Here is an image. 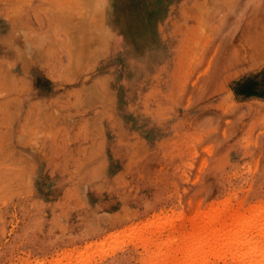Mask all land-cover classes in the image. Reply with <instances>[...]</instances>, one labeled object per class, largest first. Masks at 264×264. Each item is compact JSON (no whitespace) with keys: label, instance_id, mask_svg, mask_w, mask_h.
<instances>
[{"label":"rangeland","instance_id":"1","mask_svg":"<svg viewBox=\"0 0 264 264\" xmlns=\"http://www.w3.org/2000/svg\"><path fill=\"white\" fill-rule=\"evenodd\" d=\"M263 49L264 0H0V264H180L212 206L263 224Z\"/></svg>","mask_w":264,"mask_h":264},{"label":"bare ground","instance_id":"2","mask_svg":"<svg viewBox=\"0 0 264 264\" xmlns=\"http://www.w3.org/2000/svg\"><path fill=\"white\" fill-rule=\"evenodd\" d=\"M264 50V49H263ZM256 58V57H255ZM7 76V75H6ZM9 79V78H8ZM11 129V128H10ZM9 134V133H8ZM7 134V135H8ZM23 157V156H22ZM230 199H227L226 201L227 202H229L230 203V201H229ZM219 203H220V201H218ZM218 202H217V204H218ZM222 203H223V201H222ZM218 205H221V204H218ZM226 205V204H225ZM224 205V206H225ZM224 206H222V208H219L218 206H212L211 208H210V211L208 212V214H206V215H203V214H199L198 215V218H197V221H195V224H193V226H192V230L190 231V233L188 232L187 233V236H182L183 238L181 239V237H180V239H181V241H179V239H178V241L179 242H181V246L180 245H178V247H176L175 248V250H177V251H179V252H176V253H181V250L183 251V255L181 256L183 259H182V262H180L179 261V263L180 264H208V262H209V257L212 259V257H216L217 259L218 258H223V257H226L225 255L229 252L230 253V255H232L231 257H233V260L232 261H234V262H236L235 260H234V258L238 261H241V262H243L242 264H263L264 262V260L261 262V259H264V254L262 255V252L261 251H263V249L264 248H261L260 246H258L257 244H253L254 242H255V240H254V242H253V240H252V242H250V238H246V236H248V234H250L248 231L250 230H252V229H255L256 230V228L258 229V226H259V224H256V218L257 217H255V218H252V217H254V216H259L260 215V213H255L254 211V213H252L253 214V216H251L250 215V213H249V215H250V217L251 218H245V219H242V220H235L234 219V217L236 216H234V214H232L230 211H229V209L228 208H226V207H224ZM227 206V205H226ZM261 205H259V207H260ZM255 207H258V206H255ZM258 207V208H259ZM254 208V207H253ZM263 208V206L260 208V210ZM257 209V208H256ZM232 210H233V208H232ZM254 210H255V208H254ZM235 211V210H234ZM262 211V210H261ZM264 211V210H263ZM237 212V211H236ZM260 212V211H259ZM178 213V215H179V212H177ZM160 214V213H159ZM198 214V213H197ZM177 215V216H178ZM182 215V214H181ZM160 216V215H159ZM162 216V215H161ZM164 216V215H163ZM169 216V215H168ZM174 216V215H173ZM176 216V215H175ZM234 216V217H233ZM164 217H166V216H164ZM182 217H183V215H182ZM161 218L162 217H159V218H156V219H153V220H155L156 221V229H157V232H158V230H159V228L161 229V228H164V225L165 224H162V220H161ZM170 218V217H169ZM168 219V218H167ZM166 219V220H167ZM176 219H177V217H176ZM152 220V221H153ZM161 220V224L163 225V227H161L162 225L160 224V221ZM164 220L165 219H163V223H164ZM168 220H170V219H168ZM175 220V219H174ZM173 220V221H174ZM178 220H180L179 218H178ZM154 221V222H155ZM177 221V220H176ZM149 222H150V220H149ZM165 222H167V221H165ZM259 222V221H258ZM257 222V223H258ZM146 223L147 222H145V225H146ZM157 223H159L160 225H158ZM170 224L172 223V221L170 220V222H169ZM168 222L166 223V224H169ZM147 224H149V223H147ZM150 224L152 225V227H153V223H151L150 222ZM149 224V225H150ZM264 224V223H263ZM262 223H261V225H263ZM142 225V228H145V227H143V226H145L144 225V223H142L141 224ZM149 225H146V226H149ZM172 225V224H171ZM170 225V226H171ZM258 225V226H257ZM259 226L260 227V231L262 230V235H261V237L263 238V240H264V230H263V226ZM157 226H158V228H157ZM160 226V227H159ZM166 226V225H165ZM173 226V225H172ZM180 226V225H179ZM166 227H169V225L168 226H166ZM173 227H175V226H173ZM261 227H262V229H261ZM141 227H139L138 229H139V231H140V229H142ZM172 228V227H171ZM170 228V229H171ZM183 228V227H182ZM137 229V230H138ZM146 229V228H145ZM155 229V230H156ZM132 232H134L135 230L134 229H130ZM134 230V231H133ZM137 230L135 231V232H137ZM148 230V229H147ZM150 230V229H149ZM164 230V229H163ZM165 230H167V229H165ZM259 230V229H258ZM144 231V230H143ZM143 231H140V232H143ZM151 231H153V230H150L148 233L150 234V237H151V234H152V236H154L153 235V233H156L157 234V232H155V231H153L152 233H151ZM173 231V230H172ZM175 231V230H174ZM173 231V232H174ZM177 231V230H176ZM245 231H247V232H245ZM253 231V230H252ZM257 231V230H256ZM259 231V232H260ZM126 232V231H125ZM124 232V235L127 233L128 234V232H126L125 233ZM140 232H139V235H142L143 236V234H140ZM147 232V231H146ZM161 232H163V231H161ZM160 232V233H161ZM181 232V231H180ZM259 232L257 231V233L259 234ZM130 233V232H129ZM138 233V232H137ZM144 233V232H143ZM159 233V234H160ZM246 233H247V235H246ZM256 233V232H255ZM123 234V233H122ZM134 234V233H133ZM133 234L131 233V237L132 238H136V237H139L138 238V240L137 241H139V242H141L140 241V238H141V236H139V235H137L136 233H135V236L133 237ZM145 234V233H144ZM171 234V233H170ZM252 234V233H251ZM257 234V235H258ZM117 235V234H116ZM116 235L114 236L115 238H117L116 237ZM124 235H122L121 237H122V239H126V238H124V237H126V236H124ZM146 235H147V233H146ZM158 235V234H157ZM184 235V234H183ZM244 235H245V237H244ZM254 235H256V234H254ZM253 235V236H254ZM256 235V236H257ZM118 236V235H117ZM127 236H129V235H127ZM158 236H160V235H158ZM252 235H251V237H253ZM145 237V236H144ZM149 237V236H148ZM162 237V236H161ZM169 237V236H168ZM167 237V238H168ZM175 237V236H174ZM179 237H177V238H179ZM249 237V236H248ZM112 238V237H111ZM114 238V239H115ZM119 238V239H118ZM118 240L117 239H115V240H117L118 242H121L120 241V236H118ZM129 238V237H128ZM132 238H130L131 240H134V239H132ZM146 238L147 237H145V239H143L142 240V238H141V240L142 241H144V242H142V246H143V244L144 243H146ZM158 238V237H157ZM166 238V239H167ZM173 237L171 236V243H172V241H173V239H172ZM176 238V237H175ZM114 239H112V242L111 243H113V245L114 244H116L117 243V241H116V243H114L115 242V240ZM129 239V240H130ZM162 239V238H161ZM243 239H245L246 241H243ZM254 239V238H253ZM257 239V238H256ZM113 240H114V242H113ZM130 240V241H131ZM148 240H150V238L148 239ZM152 240V239H151ZM154 240H156V239H153V241ZM111 241V240H110ZM123 241V240H122ZM163 241H165V240H163ZM125 242V241H124ZM135 242V241H134ZM138 242V243H139ZM166 242V241H165ZM169 242V241H168ZM257 242V241H256ZM259 242H261V239H260V241ZM259 242H257V243H259ZM147 243H149V241L147 242ZM159 243H160V241H159ZM159 243L157 242H155L154 243V245L156 244H158L159 245ZM162 243H164V242H162ZM177 243V242H176ZM263 243V242H262ZM108 244L110 245V243L108 242ZM124 244V243H123ZM122 244V245H123ZM151 244H153V243H151ZM150 244V245H151ZM169 244L170 243H167V245H168V247H167V250H169V249H171V245L173 244L174 245V243H172V244H170V246H169ZM261 244V243H260ZM112 245V244H111ZM146 246H147V244H145ZM161 245V244H160ZM159 245V246H160ZM164 245H166L165 243H164ZM176 245V246H177ZM262 245V244H261ZM92 246V245H91ZM98 246V245H97ZM104 246V245H103ZM107 246V245H106ZM106 246H104V247H106ZM114 246H116V248L118 247V245L116 244V245H114ZM119 246H120V244H119ZM153 246V245H152ZM159 246H157V247H159ZM162 246H163V244H162ZM263 246V245H262ZM145 247V246H144ZM150 247V246H149ZM154 247V246H153ZM155 248V250L156 249H158V248ZM94 248V247H93ZM99 248V247H98ZM100 248H101V246H100ZM112 248V247H111ZM160 248V247H159ZM173 248V247H172ZM177 248H179V250L177 249ZM180 248H181V250H180ZM106 249V248H105ZM107 249H108V247H107ZM115 249V248H114ZM165 249H166V247H165ZM174 249V248H173ZM89 250V249H88ZM88 250H85V251H88ZM94 250V249H93ZM109 250V249H108ZM111 250V249H110ZM116 250V249H115ZM147 250H149V248L148 249H145V251H147ZM151 250H153V249H151ZM159 250V249H158ZM224 250V251H223ZM82 251V250H81ZM81 251H80V253H81ZM84 251V250H83ZM82 251V252H83ZM89 251H92V250H89ZM96 251V250H95ZM95 251L94 252H92V254L93 253H95ZM102 251H103V249H102ZM111 251H113V250H111ZM170 251V250H169ZM168 251V253L169 254H171V252H169ZM233 251V252H232ZM106 252V251H105ZM108 252V251H107ZM149 252V251H148ZM147 252V253H148ZM159 252L160 251H157L156 253H155V255H159ZM162 252H164V251H162ZM174 252V251H173ZM226 252V253H225ZM231 252H232V254H231ZM261 252V253H260ZM78 253V255H77V257L78 258H80L79 257V252H77ZM89 253H91V252H89ZM88 253V254H89ZM220 253H225V255L223 254L222 256H220L221 254ZM228 253V254H229ZM152 254H154V253H152ZM160 254H162V253H160ZM167 254V253H166ZM165 254V252L163 253V255H161V256H164V255H166ZM182 254V253H181ZM86 255H87V253H86ZM96 255H97V253H96ZM95 255V256H96ZM148 255V254H147ZM150 255V254H149ZM154 255V256H155ZM175 255V254H174ZM174 255H173V258H174ZM261 255H262V257H261ZM76 256V255H75ZM80 256H81V254H80ZM85 256V253H84V255H83V257ZM167 256H170V255H166V258H168ZM172 256V255H171ZM212 256V257H211ZM76 257V258H77ZM88 257V259H89V256L87 255L86 256V258ZM93 257V256H92ZM159 257H160V255H159ZM159 257H157V259L158 260H161V258H159ZM180 257V258H181ZM260 257H261V259H260ZM78 258L76 259V260H78ZM85 258V257H84ZM84 258H83V260H84ZM152 258H153V261H152V259H151V262L150 263H155L156 261H154V259L156 258V257H153V255H152ZM165 258V259H166ZM175 258H176V260H177V256H175ZM179 258V257H178ZM180 258H179V260H180ZM215 258V259H216ZM220 258V259H221ZM90 259H91V257H90ZM163 259V258H162ZM165 259H163V264H166L167 262L165 261ZM220 259H218L219 261H220ZM230 260L231 258H229V255H228V258L226 259L225 258V260ZM259 259H260V262H259ZM73 260H75V259H73ZM82 260V259H81ZM86 260V259H85ZM93 260V259H92ZM173 261H171L172 262V264L174 263V260L175 259H172ZM164 261H165V263H164ZM169 261V260H168ZM178 261V260H177ZM214 261V260H213ZM221 261L223 262V259H221ZM79 262L80 263H82V261H80V259H79ZM85 262V261H84ZM88 263H90L91 261L89 260V261H87ZM87 262H85L86 264H88ZM158 262V261H157ZM156 262V263H157ZM211 262H212V260H211ZM228 262V261H227ZM230 262V261H229ZM84 263V264H85ZM149 263V264H150ZM152 263V264H153ZM160 264H161V262H159ZM159 263H157V264H159ZM170 263V262H169ZM213 263V262H212ZM240 262H237L236 264H239ZM76 264H77V262H76ZM83 264V263H82ZM171 264V263H170ZM175 264V263H174ZM178 264V263H177ZM216 264H217V262H216ZM225 264V263H224ZM228 264V263H227ZM232 264V263H231Z\"/></svg>","mask_w":264,"mask_h":264}]
</instances>
